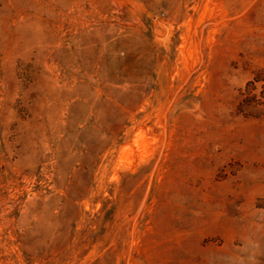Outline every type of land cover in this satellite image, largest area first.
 Wrapping results in <instances>:
<instances>
[{"label": "rangeland", "instance_id": "374dc122", "mask_svg": "<svg viewBox=\"0 0 264 264\" xmlns=\"http://www.w3.org/2000/svg\"><path fill=\"white\" fill-rule=\"evenodd\" d=\"M0 264H264V0H0Z\"/></svg>", "mask_w": 264, "mask_h": 264}]
</instances>
